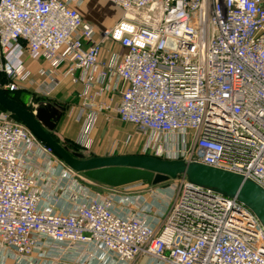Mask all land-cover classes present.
I'll return each instance as SVG.
<instances>
[{"label": "built area", "instance_id": "1", "mask_svg": "<svg viewBox=\"0 0 264 264\" xmlns=\"http://www.w3.org/2000/svg\"><path fill=\"white\" fill-rule=\"evenodd\" d=\"M83 1L0 0L5 92H27L24 57L36 56L46 64L44 96L64 80L81 86L77 119L111 112L147 135L149 156L229 171L264 191V0H106L121 16L105 29L83 19ZM108 42L120 50L103 56ZM8 114L0 113L2 264H264L257 217L207 188L186 183L173 197L125 186L49 202L35 167L55 155Z\"/></svg>", "mask_w": 264, "mask_h": 264}, {"label": "water", "instance_id": "2", "mask_svg": "<svg viewBox=\"0 0 264 264\" xmlns=\"http://www.w3.org/2000/svg\"><path fill=\"white\" fill-rule=\"evenodd\" d=\"M0 108L15 117L72 172L99 186L117 189L144 183L157 186L183 176L190 186L207 188L234 198L247 207L264 228V191L235 173L176 159L142 154L86 157L71 151L53 137L60 112L51 104H37L31 110L10 97L0 86Z\"/></svg>", "mask_w": 264, "mask_h": 264}, {"label": "rangeland", "instance_id": "3", "mask_svg": "<svg viewBox=\"0 0 264 264\" xmlns=\"http://www.w3.org/2000/svg\"><path fill=\"white\" fill-rule=\"evenodd\" d=\"M93 6H97L96 13L90 11L91 7ZM81 8H85V13L89 17L94 18L93 21L96 22L102 19L103 22L107 21L108 23V21L111 20L113 16L116 17L115 20H117L119 16H121L120 10L112 4L108 3L106 0H84ZM93 23L96 26L98 25V28H102L98 23ZM4 81H6V78L0 73V84L2 85ZM11 95L21 101L25 106H28L31 110L34 109V106L31 103L34 95L30 91H18L16 93H11ZM68 112H70V110ZM0 113L8 114L1 108ZM8 115V120L21 124L13 116H11L10 114ZM83 137L85 140L83 154L86 157H92L95 154L152 155V153L150 152L151 150L149 148H146L148 141L147 135L136 131L129 124L118 122L116 125L110 124V122H108L104 127H99L96 121L87 120V122L85 121L83 123ZM54 157H51L49 161L47 160L48 162L44 161L43 164L39 163L40 165L35 167V170H39V174H42L43 196H45V198H48L49 202H57V204L60 205L59 203H61L63 200L64 202L62 203V206H65V202L70 199L71 194L73 195V198H75V196H77L78 194H85L88 197H92L102 193L105 190L102 189L101 186L89 182L80 174L68 171L69 169H67L56 156ZM42 170H45V173ZM60 170L67 172L71 177L70 180H67V178H63L61 176ZM186 183L187 181L183 176H178L175 179H171L163 184L154 187H147L143 184L141 186H129L124 190L123 188L119 190L129 191V193L134 194H144L156 190H161L169 193L172 189L174 197L180 195Z\"/></svg>", "mask_w": 264, "mask_h": 264}, {"label": "crops", "instance_id": "4", "mask_svg": "<svg viewBox=\"0 0 264 264\" xmlns=\"http://www.w3.org/2000/svg\"><path fill=\"white\" fill-rule=\"evenodd\" d=\"M81 7L79 9V12L83 17V19L89 23H92L93 25H95L93 22L98 23L102 27L101 29L112 27L120 18L119 16V18L115 20L116 17L113 16L112 19L108 21V23L107 21L103 22L102 19L96 22L93 21L94 18L89 17L85 13L86 7L84 9H82ZM94 9L97 10L96 6L91 7L90 11L96 13ZM108 49L120 50L118 46L108 42L104 47L103 56L106 55L105 51ZM24 62L26 68L31 72V81L27 84V92L30 91L34 95L33 100H31L32 105L35 106L37 104H51L54 106L55 109H57L58 112L62 110V112H60V117L56 123V127L55 130L53 131V134L62 143H74L83 149L85 146L84 144L85 140L83 137V123L85 121L87 122L86 119L87 111H84L82 113L80 119H77L76 116L82 102L79 97V93L81 92V86L71 85L67 80H64L62 81L61 85L58 86L53 92H51L48 96H44L42 93L39 92L38 88L39 85L44 80L43 77L39 75V70L46 68L45 62L40 58H36V56L32 57L27 54H25ZM110 98H112L111 105L112 107H114L117 102V97L114 94H111ZM107 99H109V97L105 99L99 98L98 101L99 100L105 101ZM70 109H73L74 112L72 111L73 113H69L68 111ZM93 121H96L99 127H104L108 122H110V124H116V125L119 122L114 116V114L111 112L110 113L101 112L97 115V117ZM113 155L114 154H107V155L95 154L93 156H113ZM117 155H126V154H117ZM135 185L141 186L143 185V183L133 184L129 186H135ZM102 189H105L104 191H107L106 189L108 188L102 187ZM3 257L4 254L0 253V264H2L1 261L3 260ZM4 264H16V263L12 260L5 259Z\"/></svg>", "mask_w": 264, "mask_h": 264}, {"label": "trees", "instance_id": "5", "mask_svg": "<svg viewBox=\"0 0 264 264\" xmlns=\"http://www.w3.org/2000/svg\"><path fill=\"white\" fill-rule=\"evenodd\" d=\"M10 97H12L13 99L17 100L19 103H21L22 105H24L21 101H19L18 99H16L15 97H13V95H11V93L6 92ZM38 101V100H37ZM25 106V105H24ZM2 109V108H1ZM15 118V117H14ZM16 119V118H15ZM17 120V119H16ZM18 121V120H17ZM53 137H55V135L52 133ZM57 139V138H56ZM58 140V139H57ZM64 145H66L68 147L69 150L71 151H77V152H81L83 153V149L80 148L79 146H77L74 143H63ZM144 184V183H143Z\"/></svg>", "mask_w": 264, "mask_h": 264}, {"label": "clouds", "instance_id": "6", "mask_svg": "<svg viewBox=\"0 0 264 264\" xmlns=\"http://www.w3.org/2000/svg\"><path fill=\"white\" fill-rule=\"evenodd\" d=\"M121 28L122 29H126L128 32H131L132 31V27L131 26H128V25H121ZM120 34H121L120 31H117L115 33V38L119 39Z\"/></svg>", "mask_w": 264, "mask_h": 264}, {"label": "bare ground", "instance_id": "7", "mask_svg": "<svg viewBox=\"0 0 264 264\" xmlns=\"http://www.w3.org/2000/svg\"><path fill=\"white\" fill-rule=\"evenodd\" d=\"M95 8V7H94ZM96 9H97V6H96ZM95 10V9H94ZM96 11V10H95Z\"/></svg>", "mask_w": 264, "mask_h": 264}]
</instances>
